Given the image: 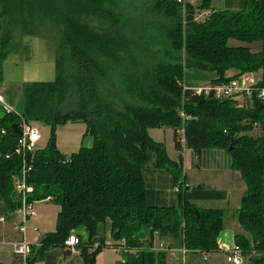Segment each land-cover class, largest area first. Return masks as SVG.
I'll return each instance as SVG.
<instances>
[{"label": "trees", "instance_id": "16d2710c", "mask_svg": "<svg viewBox=\"0 0 264 264\" xmlns=\"http://www.w3.org/2000/svg\"><path fill=\"white\" fill-rule=\"evenodd\" d=\"M179 1L0 0V82L23 38L60 31L56 80L25 84L20 113L0 107V201L11 212L20 207L14 177L23 169L12 128L23 120L51 128L47 146L28 156L27 178L31 200L50 198L61 212L56 232L31 247L27 264L65 248L80 228L94 237L107 219L121 264H166V254L153 250L156 233L179 237L190 252H217L223 210L199 208L190 192L180 193L176 206L149 202L146 168L168 172L175 186L185 183L182 158L172 161L149 136L165 128L174 130L179 152L184 130L187 149L230 157L246 185L236 217L251 236L237 235L236 245L243 256L264 257V100L241 107L183 86L185 70L194 69L215 74L214 85L261 72L257 88L264 89V0H247L238 12L216 10L211 0ZM201 12L209 16L198 22ZM231 41L263 46L252 52ZM71 122L87 126L92 144L68 157L56 130ZM78 249L85 264H96L101 248L93 251L89 241Z\"/></svg>", "mask_w": 264, "mask_h": 264}, {"label": "crops", "instance_id": "0c3cea01", "mask_svg": "<svg viewBox=\"0 0 264 264\" xmlns=\"http://www.w3.org/2000/svg\"><path fill=\"white\" fill-rule=\"evenodd\" d=\"M186 1L190 3L189 0ZM190 4L197 6V1L194 3L193 0ZM218 6L220 5H212L216 10H225L222 6L220 8ZM3 92L7 104L20 113L23 108V87L17 90L7 87ZM20 103L21 108L18 110L17 106H20ZM153 130L155 129L149 130V133L151 134ZM170 130L173 134L175 151L179 155L178 160L173 161L178 163L182 158L183 180L190 185V193H193L196 205L202 209L223 210L224 228L218 238V251L208 254L207 261H205V256L199 252L188 251L183 254L184 244L179 237H159L158 242L166 244L172 250L166 253V264H230L227 261V252L235 246L236 236L244 235L251 239L249 233L243 230L236 217L246 185L241 175L231 169V159L225 152L207 150L201 154H196L189 149L179 152L176 148L174 130ZM262 133L264 136V130ZM47 143L40 148L44 149ZM91 144H87L86 147ZM162 171L153 167H148L144 171L149 174L148 184L146 185L149 202L157 207L176 206L178 204L176 196L169 193L165 194L160 189L163 187V181L166 182V187L169 182L172 183V187L175 186L170 175L167 174V176ZM60 212L61 208L52 201H40L36 205V217L25 224V232L22 233L20 232L21 221H18L9 207L0 201V263L25 264L23 258L13 252L11 244L25 239L31 247H39L40 240L44 235L56 232ZM75 233L81 238L82 243L91 241L93 251L101 248L96 264H121V244L113 240L112 221L110 219L98 225L97 234L92 238H90V234L85 228H80ZM36 264L85 263L80 254H73L67 248L60 247L49 250ZM243 264H264V257L244 256Z\"/></svg>", "mask_w": 264, "mask_h": 264}, {"label": "rangeland", "instance_id": "374dc122", "mask_svg": "<svg viewBox=\"0 0 264 264\" xmlns=\"http://www.w3.org/2000/svg\"><path fill=\"white\" fill-rule=\"evenodd\" d=\"M196 1L197 5H200L204 0H194V3H196ZM246 1L247 0H211V3L212 5H220L218 7L220 8L222 6V8L225 10L238 12L245 7ZM189 2L192 3L193 0H189ZM59 37L60 31L57 28H53L48 30L43 36L23 38L18 44V49L9 56L4 64V74L3 80L0 82V92H2L7 87L17 90L18 88L24 87V85L27 83L55 81L57 78L56 48ZM230 44L231 46L241 45L248 47L252 52H258L263 46L262 43L249 45L238 43L236 41H231ZM230 75H232V73ZM247 77L254 80L256 83H259L262 80V73L259 72L255 74H247ZM214 78H216V75L210 72L186 69L184 72L183 86L188 89L202 88L210 85ZM237 104H239V106L243 105L242 102H237ZM252 105L253 104L248 103L246 106L251 108ZM20 108L21 103L20 106H17L18 110H20ZM38 125L41 127L44 138L40 144V147H44L47 143V140L51 137V128L45 127L40 123H38ZM253 135L259 136L260 131H256ZM149 136L155 142L164 144L167 154L172 161L178 160L179 155L175 151L173 134L170 129H155L151 134L149 133ZM56 137L58 149L62 154L68 157L73 153L78 152L82 147H86L87 144L92 143L91 137L87 134V126L83 123L71 122L63 127L58 128L56 130ZM162 172L166 175L169 174L165 171ZM148 179L149 174L144 172V180L146 185L148 184ZM162 184L163 187L160 189L163 190L165 194L169 193L176 196V199L179 203V195L175 193V186L172 187V183L169 182L168 186L166 187L165 181H163ZM17 220L19 221V219ZM73 233H75V231Z\"/></svg>", "mask_w": 264, "mask_h": 264}, {"label": "built area", "instance_id": "2783aa9c", "mask_svg": "<svg viewBox=\"0 0 264 264\" xmlns=\"http://www.w3.org/2000/svg\"><path fill=\"white\" fill-rule=\"evenodd\" d=\"M180 3L185 5L188 3L186 0H180ZM209 14L207 12H201L196 14V21L200 22L205 20ZM258 83L254 82V80L247 77V74L242 75L240 78L232 80L229 83L225 84H210L202 88H194L193 90L197 95H205V96H213L216 99L220 100H234L238 103L242 102L243 105H247L248 103H253L254 100H264V89L257 88ZM184 86V90H187ZM0 107L8 112L18 113L15 109L9 106L6 102V98L4 92H0ZM184 117V115H182ZM22 136L19 137L16 154L22 159L23 169L21 173L14 177L15 184V193L17 197V202L20 204V207L13 212V216L21 221L20 232H25V224L36 217V205L39 201L31 200L32 195L35 190L33 186L28 184V172L30 169L28 168L27 159L29 155H32L37 150H40V144L43 139L42 131L36 122L23 120L21 125ZM180 136V142L182 145V151L187 150L185 132L181 130L178 132ZM175 193L178 195L180 193L191 192L190 185L184 183L183 185H177L174 187ZM46 201H51V199H47ZM158 233L155 234V240L153 245V250L155 252L161 253H169L172 250L164 243L158 242L159 240ZM82 241L81 238L73 233L69 236L67 241L65 242V248H67L73 254H80L79 247ZM13 252L16 255H19L23 258L25 264H27V260L31 255V246L29 243L23 239L19 242L11 244ZM188 250L184 247L182 250L183 254H186ZM205 261L208 260L207 255L204 254ZM227 261L230 264H243L244 256L241 250L235 246L227 252Z\"/></svg>", "mask_w": 264, "mask_h": 264}, {"label": "water", "instance_id": "95a60500", "mask_svg": "<svg viewBox=\"0 0 264 264\" xmlns=\"http://www.w3.org/2000/svg\"><path fill=\"white\" fill-rule=\"evenodd\" d=\"M12 129H13V131H14V133H15V135H16L17 137H21V136H22L21 128H20L19 125H15V126H13Z\"/></svg>", "mask_w": 264, "mask_h": 264}]
</instances>
